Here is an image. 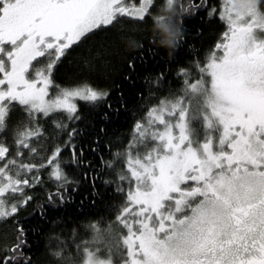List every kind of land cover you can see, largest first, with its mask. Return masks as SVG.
Wrapping results in <instances>:
<instances>
[{"label":"snow or ice","instance_id":"obj_1","mask_svg":"<svg viewBox=\"0 0 264 264\" xmlns=\"http://www.w3.org/2000/svg\"><path fill=\"white\" fill-rule=\"evenodd\" d=\"M153 5L154 0H139V6L128 0H0V218L29 205L42 170L56 187L47 202L65 203L76 182L62 167L63 150L71 151V163H87L76 145L77 102L113 107L106 89L56 83L71 51L119 17H152L154 42L176 49L178 17L207 8L224 30L206 61L195 62L199 77L191 80L189 69L181 67L182 94L149 106L123 153L112 160L100 156L108 169L123 158L115 187L123 198L116 251L102 252L103 234L93 224L92 239L75 245V259L64 248L53 255L60 264H264V2L223 0L217 9L206 0H166L157 15ZM18 113L20 123L13 126ZM49 118L67 139L46 160L34 162L40 154L32 143L45 137L41 121ZM17 232L11 247H0V264H30L26 230L18 226Z\"/></svg>","mask_w":264,"mask_h":264},{"label":"trees","instance_id":"obj_2","mask_svg":"<svg viewBox=\"0 0 264 264\" xmlns=\"http://www.w3.org/2000/svg\"><path fill=\"white\" fill-rule=\"evenodd\" d=\"M131 1L139 6V0ZM183 2L187 3V0ZM165 3L166 0H154L150 11L153 15L161 14ZM206 3L208 7L219 9L223 0H206ZM177 22L181 29V43L176 49L154 42L158 29L154 27L152 17H146L145 21L119 17L106 29H97L95 34H89L91 38L63 60L55 74L57 84L71 87L84 83L106 89L110 92L107 103L113 107L93 108L78 101L81 118L76 122L80 132L76 145L83 149L81 159L87 163L79 166L71 163L72 154L67 148L61 157L62 167L76 182L70 185L75 191L65 203L57 201L58 206L52 207L47 196L56 190L55 182L49 179L48 170H42L41 183L30 190L33 200L29 205L22 207L14 217L1 218L0 247L12 246L19 226L26 230L29 246L25 248V255L30 257V264H60V258L53 253L64 248V255L71 253L75 259V245L92 239L94 233L88 226L94 224L103 234V242L98 246L110 244L113 252L116 251L113 246L119 242L120 236L116 216L123 198L115 187L123 158L108 169L102 165L100 156L112 160L114 153H123L131 139L134 124L142 119L146 109L170 94H182L183 80L177 76L181 67L189 69L191 80L199 77L195 62L203 64L206 61L207 54L224 30V24L218 17L209 18L207 8H201L194 16L178 17ZM130 62L135 65L134 69L129 67ZM158 78L159 84H156ZM20 116L18 113L12 118L13 126L20 123ZM57 116L59 118V114ZM41 123L46 135L39 142L32 143L40 154L34 162L42 158L46 160L56 145L67 139L66 133L56 127L52 118ZM7 142L13 144L11 133ZM93 147L97 151L94 152ZM22 159L29 162L27 156ZM109 228L112 229L111 235ZM112 258L118 260V256L113 255Z\"/></svg>","mask_w":264,"mask_h":264},{"label":"rangeland","instance_id":"obj_3","mask_svg":"<svg viewBox=\"0 0 264 264\" xmlns=\"http://www.w3.org/2000/svg\"><path fill=\"white\" fill-rule=\"evenodd\" d=\"M128 2H131L132 3V1L131 0H128ZM78 103V102H77ZM0 220H1V218H0ZM103 242V241H102ZM109 247H111L110 246V244H103L102 246H100V249L102 250V252H104L105 254L107 253V249L109 248Z\"/></svg>","mask_w":264,"mask_h":264}]
</instances>
